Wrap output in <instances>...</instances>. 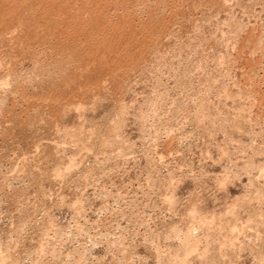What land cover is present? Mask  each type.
Wrapping results in <instances>:
<instances>
[{"label": "rangeland", "instance_id": "1", "mask_svg": "<svg viewBox=\"0 0 264 264\" xmlns=\"http://www.w3.org/2000/svg\"><path fill=\"white\" fill-rule=\"evenodd\" d=\"M0 264H264V0H0Z\"/></svg>", "mask_w": 264, "mask_h": 264}, {"label": "bare ground", "instance_id": "2", "mask_svg": "<svg viewBox=\"0 0 264 264\" xmlns=\"http://www.w3.org/2000/svg\"><path fill=\"white\" fill-rule=\"evenodd\" d=\"M61 51V50H60ZM62 53V52H61ZM101 56V55H100ZM103 56V55H102ZM35 149V148H34ZM29 162V161H28Z\"/></svg>", "mask_w": 264, "mask_h": 264}]
</instances>
